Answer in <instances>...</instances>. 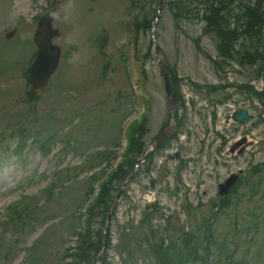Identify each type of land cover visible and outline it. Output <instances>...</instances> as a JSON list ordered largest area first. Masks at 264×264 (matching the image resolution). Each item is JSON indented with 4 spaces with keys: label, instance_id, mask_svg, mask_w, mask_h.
<instances>
[{
    "label": "rangeland",
    "instance_id": "obj_1",
    "mask_svg": "<svg viewBox=\"0 0 264 264\" xmlns=\"http://www.w3.org/2000/svg\"><path fill=\"white\" fill-rule=\"evenodd\" d=\"M140 3L143 10L150 12L151 6L155 5L150 0H140ZM131 5V0L54 1L52 26L59 31L54 43L61 48V59L50 79V85L39 95L38 100L44 110L51 109L54 116L45 121L41 131L46 134V138H51L52 130L47 127H62V142L52 141L49 152H44L39 147L28 149L23 161L11 151L14 141L0 143V220L4 218L8 202L24 193L38 194L45 186V179L49 180L54 170L82 164L86 157L92 156L95 151L97 153L104 145L111 144L117 138L119 123L133 112L132 107L125 112L119 111V115L111 113L117 110L114 105L116 97L128 92L125 83L128 71L123 67L122 44L129 45L131 74L140 83V93L146 100L149 132L145 142L148 147L167 119V105L157 67L153 60H145L143 57L151 40V32H139L131 43L130 32L125 29V22L129 21L126 14ZM45 6V0H0V38L6 27L16 30L15 36L8 43L0 44V120H5L9 113H16L18 100H21L26 83L17 65L18 62L25 61L30 53L24 40L34 31V20L45 10ZM202 27L203 22L199 18H185L179 23L175 22L166 4L160 13L159 22L154 29L155 41L180 78L178 85L186 99L185 106L178 109L182 126L178 129L179 137L170 140L166 151L154 154L150 170L147 172L141 167L138 177L124 187L116 201V213L111 216L110 221L105 264L152 263L153 259L148 257L146 249L152 247L158 237L154 226L157 223L163 224L160 217L150 220L145 210V204L154 199L153 195L175 225L179 219L177 213L181 209L183 190L187 191L186 195L193 205L200 202L198 207H205L216 195L217 184L224 180L226 174L237 172V169H243L245 174L251 160L254 159V163L264 160V124L248 122L241 127L229 119L233 110L238 108H247L254 119L264 117L259 103L254 98L241 97L233 88L219 90L211 95L197 90L208 84L250 81L255 88L261 89L262 80L251 71H239L238 65H231L225 74L217 73L207 56L213 57L216 54L214 42L212 37L202 35ZM104 31L109 35L107 51L112 54V66L109 75L101 78V55L97 40ZM9 67L10 72L3 74V70ZM226 92H232V96L224 101L222 95ZM189 100H193V103ZM106 112L107 115L110 114V118L100 119V123L90 131L87 126L91 125L94 117ZM13 115L18 117L17 114ZM77 119H81V126L83 125L78 130L74 127L77 125L74 120L76 122ZM40 120L41 117L34 128L39 126ZM206 131V140L200 141L205 137ZM244 136L247 142L240 145V148H246L243 154H230L233 143L239 139L240 142ZM75 138L79 139L73 150L69 148L65 152H59L61 146ZM251 142L252 146H249ZM175 151L180 153V158L185 159L179 170L177 165L180 158L167 159ZM38 175L44 176L42 182L29 183L31 178ZM83 176L84 174L80 175V178ZM149 178L155 180L154 186H151ZM18 179L19 185L9 187ZM176 179H180L181 184L180 190L174 193ZM242 190L243 187L239 185L236 195L242 194ZM77 206L78 202H73L69 209L73 210ZM69 213L72 214L70 211ZM58 216L54 215L47 221H37L33 226L31 224V229L18 235L19 241L14 247L13 257L0 258V264H20L22 253L18 251L32 244L46 226L53 223L54 229L40 244L36 257L27 264H67L68 260H63V247L66 246L67 233L73 231L75 221L67 217L61 222ZM55 217L53 221L50 220ZM180 218L181 221L184 219L182 213ZM11 233L8 229L4 230L5 246L12 239ZM68 243L73 244L72 241ZM60 250L62 253H57Z\"/></svg>",
    "mask_w": 264,
    "mask_h": 264
},
{
    "label": "trees",
    "instance_id": "obj_2",
    "mask_svg": "<svg viewBox=\"0 0 264 264\" xmlns=\"http://www.w3.org/2000/svg\"><path fill=\"white\" fill-rule=\"evenodd\" d=\"M206 1V6L209 7V0H205ZM235 0H218L219 2V7L218 8H214L212 6H210V15L207 18L208 20V29L209 30H213L215 31V34L221 38V45L224 47L225 51H226V47L225 44H223L222 42V38L224 37V39L226 40V42L229 44L230 48L228 50L231 49L232 47V42L234 41V39L236 38V31L235 30H230L228 28V17L232 15L231 11L228 9H226L228 6L230 8L231 4L234 2ZM263 1V0H262ZM262 1L258 0V4L257 6L260 7V11L259 8H245V12L244 14V21L247 22V24H244L246 26V31L249 32L252 35H256L260 32L261 27L263 25L264 22V15H263V10H261V4ZM172 4L174 5V8L177 10V13L179 15H186V14H190L193 11V8H191L189 6V1H180V0H173ZM224 14L220 15V12L222 10H224ZM245 31V29H244ZM256 41V40H255ZM250 46H252L254 44V42H250ZM257 44V42H256ZM264 46V44H262ZM242 48L243 51H247L249 50L248 46L246 45V43H242ZM251 50H253L252 48L246 52L245 54L247 56H250L253 52H250ZM261 54H257L256 58H259L261 60H264V56L260 57Z\"/></svg>",
    "mask_w": 264,
    "mask_h": 264
},
{
    "label": "water",
    "instance_id": "obj_3",
    "mask_svg": "<svg viewBox=\"0 0 264 264\" xmlns=\"http://www.w3.org/2000/svg\"><path fill=\"white\" fill-rule=\"evenodd\" d=\"M41 40V39H40ZM42 41V40H41ZM46 53H47V48H44V55L43 56H45L46 55ZM39 68V67H38ZM38 69L36 70V76H37V84L39 85L40 84V82H39V80H38V78H39V75H38Z\"/></svg>",
    "mask_w": 264,
    "mask_h": 264
},
{
    "label": "bare ground",
    "instance_id": "obj_4",
    "mask_svg": "<svg viewBox=\"0 0 264 264\" xmlns=\"http://www.w3.org/2000/svg\"><path fill=\"white\" fill-rule=\"evenodd\" d=\"M54 7V6H53Z\"/></svg>",
    "mask_w": 264,
    "mask_h": 264
}]
</instances>
